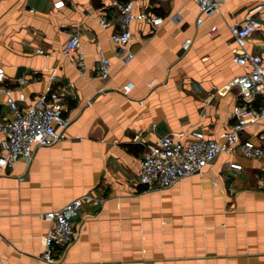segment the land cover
<instances>
[{
  "label": "crops",
  "instance_id": "crops-1",
  "mask_svg": "<svg viewBox=\"0 0 264 264\" xmlns=\"http://www.w3.org/2000/svg\"><path fill=\"white\" fill-rule=\"evenodd\" d=\"M115 1L125 0H0V86L14 96L22 91L28 105L55 71L52 85L64 88L70 119L62 137L36 146L30 161L0 167V264H50L37 260L52 226L45 213L83 193L100 201L84 200L68 212L79 232L53 251L65 264H264V157L222 152L201 174L146 190L137 182L144 147L133 140L138 132L148 145L169 132L187 139L192 130L221 139L237 101L231 80L250 69L234 55L259 53L264 62L259 32L239 45L229 26L264 0H228L220 12L202 15L201 24L196 0H133L135 10L163 21L132 22L126 62L110 39ZM101 12L107 27L98 23ZM255 15L264 26V11ZM74 32L85 51L83 70L75 52L61 51ZM99 48L110 59L107 78L98 71ZM0 98L4 120L12 111ZM255 105L264 107L261 96ZM259 131L250 124L241 138Z\"/></svg>",
  "mask_w": 264,
  "mask_h": 264
},
{
  "label": "built area",
  "instance_id": "built-area-1",
  "mask_svg": "<svg viewBox=\"0 0 264 264\" xmlns=\"http://www.w3.org/2000/svg\"><path fill=\"white\" fill-rule=\"evenodd\" d=\"M228 0H196L199 15L196 22H203L202 15L220 12L221 7ZM57 3H60L58 1ZM117 29L110 35V39L117 47V54L126 62L132 57L128 50L131 40V24L135 19H145L156 26L162 23L163 18L148 10H135L133 0L115 1ZM264 11V2L258 3L248 10L241 23L229 26L234 40L242 45L246 38L254 32H259L264 47V26L259 16ZM98 23L102 27L110 25L105 12L98 16ZM212 25L208 33L216 31ZM190 39H185L183 48H187ZM38 52L47 53L38 48ZM64 54L76 53L77 66L80 70L85 67V51L81 45L77 32L72 33L61 47ZM98 71L102 78L110 74V59L103 55L99 48ZM234 60L240 65H248L250 69L236 75L231 84L237 85V101L232 108L233 121L230 128L224 131L221 139L208 137L201 130H192L187 139H183V132H169L159 136L156 141L148 145L142 133H135L133 140L144 147L139 162L137 175L138 184L146 190H156L178 183L184 177L201 174L203 168L219 153H230L238 149L244 156L264 157V107L256 106L255 101L261 96L264 103V62L259 53L242 51L234 55ZM4 79V68L0 64V83ZM55 71L49 74V82L43 92L39 93L37 101L22 105L26 95L19 91L14 96L9 86H0V97L4 95L5 103L12 111L11 117L0 120V167H11L17 160L30 161L36 146L49 145L62 137V133L70 119L64 115L62 103V88H54ZM151 84V82L149 83ZM1 102V98H0ZM250 124H258L260 131L254 138H241L242 131ZM231 168L240 169L241 164L229 163ZM264 186V177L261 178ZM84 200L95 203L99 197L83 193L60 208L45 213V217L52 222L51 228L42 235V253L37 257L39 261L50 264H65L62 258L54 255V247L65 249L78 234V229L68 217V212L77 211Z\"/></svg>",
  "mask_w": 264,
  "mask_h": 264
}]
</instances>
